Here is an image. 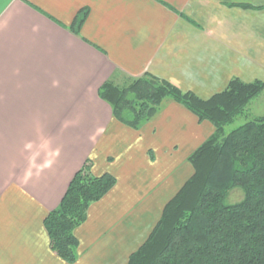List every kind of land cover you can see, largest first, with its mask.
<instances>
[{
	"label": "crops",
	"instance_id": "0c3cea01",
	"mask_svg": "<svg viewBox=\"0 0 264 264\" xmlns=\"http://www.w3.org/2000/svg\"><path fill=\"white\" fill-rule=\"evenodd\" d=\"M83 7L89 14L76 34L69 26ZM190 32L197 38L190 50L257 65L264 61V0H0V264H68L51 249L45 217L88 158L101 175L127 149H137L151 171L139 180L126 171V181L110 172L116 185L75 230L73 264H127L146 241L192 172V143L213 126H197L187 156L180 149L166 157V146L185 142L187 133L161 134L173 125L164 117L155 122L157 136L146 134L150 123L139 136L98 91L114 77L142 75L156 57L185 52ZM147 145L157 158L148 157ZM97 147L106 152L92 156ZM127 162L139 169L134 155Z\"/></svg>",
	"mask_w": 264,
	"mask_h": 264
},
{
	"label": "trees",
	"instance_id": "16d2710c",
	"mask_svg": "<svg viewBox=\"0 0 264 264\" xmlns=\"http://www.w3.org/2000/svg\"><path fill=\"white\" fill-rule=\"evenodd\" d=\"M88 14V7L81 8L69 29L79 34ZM128 79L133 83L126 85ZM155 81L109 79L98 93L114 117L136 130L155 116L163 98L171 97L210 121L215 131L188 157L192 176L167 202L127 264H264V116L224 130L264 91V82L235 78L224 90L202 98L168 80ZM92 165L87 159L44 220L51 249L68 264L79 257L75 230L86 221L90 205L117 183L110 172L94 174ZM234 187H241L244 197L230 204L226 198Z\"/></svg>",
	"mask_w": 264,
	"mask_h": 264
},
{
	"label": "rangeland",
	"instance_id": "374dc122",
	"mask_svg": "<svg viewBox=\"0 0 264 264\" xmlns=\"http://www.w3.org/2000/svg\"><path fill=\"white\" fill-rule=\"evenodd\" d=\"M194 37L196 38L195 34L191 32L186 33L185 34V47H186L185 52L183 50L171 51L172 58H169L170 56L166 58L156 57L155 59H153L154 62L152 65L148 67L147 71L138 77H142L143 79L146 78V80L152 83L153 82L156 83L155 79H157V82L164 81L165 79L166 81L168 80L176 84L178 87H180L182 92L193 91L194 93H196L198 96L202 98H208L212 96L214 93L224 90L228 86L230 81L235 78H239L244 81L261 80L264 82V61H261L256 65L253 63L256 61L252 62V60L247 61V60H241V59L240 60L226 59L224 58L225 57L224 54L220 55L219 57H217V55L211 56L212 51L206 50V49L190 50L189 47H192V45L196 46V44L194 43L195 41ZM164 52L165 51H162V53ZM168 55H170V51H168ZM123 78L124 77L122 76H117V77L112 78V80H114L116 83H121L123 81ZM131 83H133V79L130 81L128 79L125 84L128 85ZM179 104L180 103L175 101L174 98H171V97L163 98L160 105L156 109L157 112H155V116L150 121H146V122L143 121V123H141L142 125L140 126L138 130L135 129L136 131H138L137 134L139 136H142V133L140 131L141 128L150 123L152 125L149 124V126H147L148 132L146 134L157 136L160 132H158L155 122L162 120V118L165 117L166 120L169 122H172L173 125L172 126L168 125L165 131L166 133H161V134L166 135L170 139L172 138V134L174 133V128H177L179 131L183 130L185 133H187L186 137L188 139H186L185 142L184 141L182 142V139H180V142H178V144L172 143L174 145L166 146L167 149L164 151L166 153V157H174L175 155L179 157L177 153L179 152L178 150L180 149L185 150V156H187L188 155L187 152L191 148V146L187 144L189 142L192 143L191 141L192 135L196 133L195 132L196 130H200L198 129L200 128V126L202 127V129L206 130L205 124H207L208 122L211 123L208 120H200V118L197 117L190 110H188L190 113L186 111L187 108L184 107L182 104H180V106H182L184 109L182 107L180 108L178 106ZM179 109H181L182 111ZM259 116H264V91L259 96L252 99L250 103L247 105L244 112L241 115H239L232 123L226 124L224 127V130L225 132L228 133L235 127L245 123L247 120H250L252 118L259 117ZM212 126H213V132H214L215 127L213 124ZM207 130L211 132L212 130L211 125L209 128H207ZM207 130L203 134L204 137H201L200 139L197 138L195 143H192L193 145L192 146L193 150H191L192 152L196 150L201 144H203L209 138V137H206L208 136ZM211 134H209V136ZM126 144L127 143H124L120 148L114 147V149L117 148V150L113 152L118 153L121 148L126 146ZM183 144H185L186 146L185 145L183 146ZM152 147L153 148H151V145H147L145 149L146 151L145 153L148 155V157H150V153L153 152L155 158H157L156 155L158 151L156 147L154 146ZM127 148H129V146ZM99 151L100 149L98 147L92 150L91 152L92 156H97ZM136 151L137 149L132 150V151H130V149L125 150L124 154L121 157L123 161L112 165L111 169L110 168L107 169L106 167V170L109 172H116L118 174V177L122 179V181H126V179L130 177V176H127V177L124 176L125 174H127L126 171L128 172L129 175H132L136 180H139V178H143L144 175L146 174V171H151V170L148 167L145 168L144 165L142 166V164L144 163V160L142 161V157ZM105 152L101 150L100 156H102L101 154L102 153L104 154ZM128 154L135 156L134 166L137 169L139 168L138 169L139 171L136 169L133 170L132 168L133 162L125 163V160L127 159ZM177 157H176V160H177ZM108 158L114 159V156L109 155ZM88 159H91V158H88ZM101 164H102V161H101ZM121 167H127L129 171L124 170ZM193 172H194V169H192V172L190 173L188 178L192 176ZM172 175L173 173H170L168 177H171ZM132 176L129 179H131ZM243 197H244V190L241 187H234L228 191L226 200L228 203L234 204L236 202L241 201Z\"/></svg>",
	"mask_w": 264,
	"mask_h": 264
}]
</instances>
